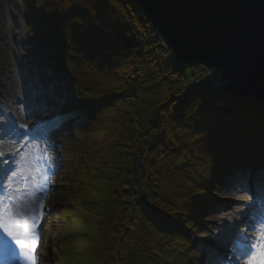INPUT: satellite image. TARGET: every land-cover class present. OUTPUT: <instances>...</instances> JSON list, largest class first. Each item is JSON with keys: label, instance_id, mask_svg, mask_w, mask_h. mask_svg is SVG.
<instances>
[{"label": "trees", "instance_id": "16d2710c", "mask_svg": "<svg viewBox=\"0 0 264 264\" xmlns=\"http://www.w3.org/2000/svg\"><path fill=\"white\" fill-rule=\"evenodd\" d=\"M23 14L27 31L41 23L51 78L75 98L53 139L65 212L93 223L81 249L82 237L65 241L72 264L201 261L182 228L204 237L218 224L202 222L223 210L211 193L241 167L264 183V106L173 62L135 0H29Z\"/></svg>", "mask_w": 264, "mask_h": 264}, {"label": "rangeland", "instance_id": "374dc122", "mask_svg": "<svg viewBox=\"0 0 264 264\" xmlns=\"http://www.w3.org/2000/svg\"><path fill=\"white\" fill-rule=\"evenodd\" d=\"M24 1L0 0V150L6 153L5 157L0 158V197L7 193V176L16 170L20 156L31 152L33 148H39L40 151L31 152L27 161L29 166L41 167L44 173L43 159L38 160L37 157L46 153L52 173L47 175L46 181L43 174L36 176L37 182L42 184L46 191L37 193L43 202V209L37 206V215L39 216L41 211L43 215L38 219L35 229L38 237L34 253L35 264H72V259L77 256L70 255L65 245L68 242L65 241H72L77 236L82 237L77 242L78 248L81 249L82 244L91 238L93 223L91 219L82 217L79 211L72 215L66 214L67 193L62 190L66 184L64 163H59L55 152H51L52 145L48 135L43 136L38 129L51 118V113L59 114L72 109L73 97L64 94L61 89L53 86L47 79L42 80L38 75L40 65L46 72L49 70V66L39 57L46 54L50 43L39 30L26 31L20 17ZM46 77L48 78L47 74ZM211 77H214L218 84L219 79L214 74ZM21 125L25 128L22 129ZM15 130L21 131L20 138H15ZM32 134H35L34 140L30 138ZM60 136L63 137L62 134ZM17 150L19 154L13 155ZM246 182L247 180L234 182L228 177L226 187H230L229 190L215 192L218 204L226 207L224 212L212 214L211 218L223 224L211 226V230L203 231L209 240L204 238L200 241L205 242L207 247L201 246L204 250L201 249V261L190 264H231L230 261L236 262L238 258L242 259L240 263L244 261L249 264L250 255L259 261V249L254 248L253 244L259 236V231L264 228V201H254L250 198ZM254 198L256 200L260 197ZM242 210L244 217L239 215L241 219L235 224L224 219V214L236 215ZM249 226L254 228L251 233L255 237L254 240L247 237ZM78 228L81 231H78L77 235L75 230ZM220 240L223 242L220 243ZM227 249L233 254L231 259H223V252ZM206 250L212 254L206 256ZM19 264H28V261L21 257Z\"/></svg>", "mask_w": 264, "mask_h": 264}, {"label": "water", "instance_id": "95a60500", "mask_svg": "<svg viewBox=\"0 0 264 264\" xmlns=\"http://www.w3.org/2000/svg\"><path fill=\"white\" fill-rule=\"evenodd\" d=\"M170 53L264 106V0H135Z\"/></svg>", "mask_w": 264, "mask_h": 264}, {"label": "snow or ice", "instance_id": "6c2138e0", "mask_svg": "<svg viewBox=\"0 0 264 264\" xmlns=\"http://www.w3.org/2000/svg\"><path fill=\"white\" fill-rule=\"evenodd\" d=\"M20 127L25 128L24 125ZM37 151L40 149L31 150ZM31 152L20 156L16 170L7 176V193L0 197V264H19L21 257H24L28 264H35L34 253L38 239L35 229L38 219L43 215L42 211L37 215V206L43 209L42 199L37 193L46 191L44 186L37 182L36 176L43 174L45 181L48 176L42 173L41 167L28 165L27 157ZM12 154L18 155V150ZM5 155L6 153L0 150V158ZM47 158L46 153L37 157L38 160ZM261 199L264 200V187L261 188ZM253 247L259 249V261L250 255L249 264H264V228L259 231Z\"/></svg>", "mask_w": 264, "mask_h": 264}, {"label": "built area", "instance_id": "2783aa9c", "mask_svg": "<svg viewBox=\"0 0 264 264\" xmlns=\"http://www.w3.org/2000/svg\"><path fill=\"white\" fill-rule=\"evenodd\" d=\"M165 47V46H164ZM166 48V47H165ZM198 69H201L203 72H209V69L206 66L203 65H197Z\"/></svg>", "mask_w": 264, "mask_h": 264}, {"label": "bare ground", "instance_id": "6f19581e", "mask_svg": "<svg viewBox=\"0 0 264 264\" xmlns=\"http://www.w3.org/2000/svg\"><path fill=\"white\" fill-rule=\"evenodd\" d=\"M250 235H251V232H249V237H250ZM251 238H252V236H251ZM227 253H228V251H226ZM230 256H232V254L230 255ZM225 256H223V258H224ZM243 264H246V262L245 263H243Z\"/></svg>", "mask_w": 264, "mask_h": 264}]
</instances>
